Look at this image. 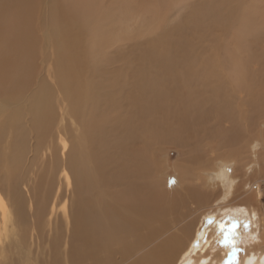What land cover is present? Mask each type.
Returning a JSON list of instances; mask_svg holds the SVG:
<instances>
[{"label": "bare ground", "instance_id": "1", "mask_svg": "<svg viewBox=\"0 0 264 264\" xmlns=\"http://www.w3.org/2000/svg\"><path fill=\"white\" fill-rule=\"evenodd\" d=\"M45 1L0 0V264L45 230L42 264H224L247 215L264 264V0Z\"/></svg>", "mask_w": 264, "mask_h": 264}, {"label": "rangeland", "instance_id": "2", "mask_svg": "<svg viewBox=\"0 0 264 264\" xmlns=\"http://www.w3.org/2000/svg\"><path fill=\"white\" fill-rule=\"evenodd\" d=\"M41 1H43V6L45 7L47 5V1H45V0H41ZM101 1H102L103 5L105 6L106 4H109L110 2H113L114 0H101ZM126 1H129V0H124L125 3H126ZM151 1L152 0L147 2L146 5H148V6H146V7H149V5H151L150 4ZM176 9L177 8L175 7L174 10L172 11L173 13H171L169 15V19H168V20H170L169 23H174L176 21L177 16H178V12L176 11ZM133 22L134 21L132 19L131 23H133ZM228 49H229V51H231L233 49V45L229 44ZM243 111H244V109L241 110L242 115H244V112H245V111L244 112ZM260 121L261 120L258 119L255 122L254 130H256V129L258 130L256 133H258L259 131H262V132L264 131L263 123L258 125V122H260ZM63 137L65 138V136H63ZM65 140L67 143V147L63 151L65 153L64 155H66V151L68 150L69 144H70V139L68 138V135H67V138H65ZM57 144L59 146H61L60 142H58V141H57ZM212 146H215V145L213 144ZM205 148L206 147L202 146L200 148L199 152L203 153V155L208 159L207 160L201 159V160L205 164L206 163L212 164L216 158L211 156L212 149H209V148L205 149ZM153 155L155 158V162H157V167L155 170L157 175H155V179L158 180L159 182L165 181L164 187L166 190H171V189L178 187L179 183H178V170L176 167V161H179L178 158L179 159L183 158V157H185V155L181 154V151L179 149L172 147V146L155 147L153 150ZM163 168H164V171H163ZM230 169H231V167H230ZM162 172H163V174H162ZM201 176L203 177L202 174H201ZM71 186H72V183L70 186L67 187V189L69 188L67 190V211H69V209H70V193L69 192H71V189H72ZM261 199L262 200L260 202V205H261L262 211H264V187H263V197ZM60 219L61 218L59 217L58 220L60 221ZM235 221H237L239 223V227L237 229V236L235 237V239L237 240V243H238V242H242L246 238L247 234L250 232L248 229L249 227H247V228L244 227L245 224L249 225L248 215L246 217H242L240 220L235 219ZM222 236L223 235H221L220 240L222 239ZM48 237H49V232L47 230H45L43 235L38 240H34V243L32 245L30 243H28V245L22 246V258L19 259L17 261V263H15V264H42L43 261L49 257L48 253H50V245H49ZM68 239H69V230L67 231V250H68L69 244H70ZM224 246L227 247L226 245H224Z\"/></svg>", "mask_w": 264, "mask_h": 264}, {"label": "snow or ice", "instance_id": "3", "mask_svg": "<svg viewBox=\"0 0 264 264\" xmlns=\"http://www.w3.org/2000/svg\"><path fill=\"white\" fill-rule=\"evenodd\" d=\"M208 222L212 223V219L209 218ZM218 227L223 234L222 239L219 241V243L221 245L230 246L231 248V252L227 259L224 261V264H239L238 253L240 252V249L237 247V240L235 239V237L237 236L239 223L235 220L231 221L230 225H226L224 222H219ZM244 227L247 228L249 227V225L245 224ZM201 264H206V262L202 261Z\"/></svg>", "mask_w": 264, "mask_h": 264}]
</instances>
